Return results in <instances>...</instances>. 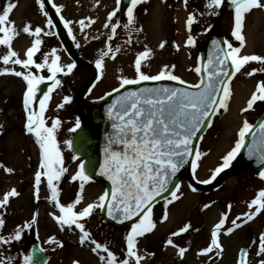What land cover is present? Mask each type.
Listing matches in <instances>:
<instances>
[{"label": "snow or ice", "instance_id": "1", "mask_svg": "<svg viewBox=\"0 0 264 264\" xmlns=\"http://www.w3.org/2000/svg\"><path fill=\"white\" fill-rule=\"evenodd\" d=\"M51 2V0H49ZM145 0H128L126 6L127 22L123 28L129 32L135 31L136 18L134 10ZM41 13L46 17V25L49 29L56 27L53 18L45 10L44 0H37ZM122 0H116V8L109 12L107 21L103 27L110 29L107 36L111 41L121 24L119 20L113 22V18L120 11ZM187 5L188 0H184ZM223 0H206L204 8L209 15H217V9L221 7ZM234 9V27L231 36L239 42V46L225 39L223 46L219 40H213L214 52L209 55L208 63L193 69L197 74L207 73L206 78L202 77L197 84L190 85L189 88L182 87H140L137 90L126 91L118 96L107 112L112 120L113 133L108 136L107 144L104 148V161L100 165L99 175L105 176L111 182V189L104 190L93 202L84 203L85 185L90 182L91 177L86 174L84 164L79 165L75 174L71 175L72 182H78V190L73 200L62 203L60 182L64 179L68 169L64 166V158L58 147L56 132L61 125V121L53 119L49 126L45 118V113L51 100V93L61 86V80L57 78L58 73L67 76L76 68V63L71 62L66 65L61 63V57L57 54V49L52 48L50 52L43 53L42 61L37 62L36 54L41 51L43 43L41 36L55 35L52 31H45L36 26L34 30L30 24L22 28V32L34 37L31 46L27 47L23 58L13 50L12 43L14 37L21 31L10 20V13L17 6L9 0L6 6L0 9V46H5V51L0 53V61L8 66L0 69V75L11 74L22 78L26 83V90L23 93V109L25 112L24 129L26 134L34 137V142L39 147V164L33 177V197L35 200L40 198L41 185H46L49 192L46 199L58 211L49 213L53 221L59 226L61 231L78 230V242L81 246L90 245V251L97 254L102 264H141L144 259L138 254L140 238L151 234L157 228L153 218V207L158 202L157 198L162 197L164 210L160 223L169 219L168 206L181 198V185L174 183L173 178L186 165H191L193 178L196 177L197 168L202 153L193 145L194 139L202 131V126L211 127V116L218 113L221 109L228 110V102L232 95L230 80L240 73L250 62L259 64L258 68H253L246 75L254 76L257 72L264 73V56L256 54H243L245 47V36L243 28L246 16L252 10H264V0H230ZM52 8L59 15L60 22L67 30V35L73 41L76 37L71 27L72 21L60 15L63 6L52 3ZM203 15V13H201ZM196 13H189L186 18V29L188 31L186 46L194 47L196 39L191 34L192 26L196 23ZM81 31L94 24L95 21L85 19L78 21ZM210 27V26H209ZM99 39V37H93ZM130 42V39H129ZM165 43L161 42L159 47L164 48ZM76 47H80L79 43ZM177 48L179 46H176ZM120 48L115 50L106 44V50H101L99 58L95 61V68L100 75L103 74L104 61L111 56L115 59ZM152 56V50L145 46V50L138 52L134 60L135 78L125 76L119 77V91L127 85H140L142 82H158L163 80L178 81L185 84L179 76L173 74L175 65H163L157 74L146 73L143 68L147 67V61ZM20 66L22 70H15L14 66ZM47 70L50 75L34 74L32 69ZM100 76L97 77L99 79ZM51 81L50 86L43 92L38 99V86ZM108 95H111L109 93ZM38 99V107H35ZM72 100L71 96H64L63 103L58 108H63L65 104ZM264 103V80L256 83L254 91L246 102V107L242 112H247L254 108L257 103ZM2 127V126H0ZM80 127V119L77 118L75 131ZM254 125L247 119L242 121L237 133L234 147L231 148L223 157L222 163L211 172V179L201 180L200 183L209 184L212 180L229 168L235 160L242 147L245 145V138L252 132ZM260 132V143L264 144V122L258 125ZM71 147V141H65ZM254 145H249V154H253ZM189 157H193L191 160ZM75 159V157H74ZM260 160L264 162V151L260 154ZM0 169L6 173H13L14 169L0 163ZM259 176L264 180V171L259 172ZM172 184L175 190H170ZM189 188L196 192V188L191 184ZM169 193V195H164ZM20 196L19 191L12 187L0 194V209L6 208L11 198ZM205 204L204 208H209ZM249 211L231 219V226L226 227L229 221L231 204L227 206L228 211L221 213L217 223L210 231V242L200 250L199 255L210 256L215 253L217 256L223 251L221 244V234L231 235L248 222L252 221L257 215L264 212V189L256 194L247 205ZM105 210L107 216L112 220L124 223L132 221L129 230L123 237L125 244V257L120 259L107 244L98 242L91 231L86 228L85 221L97 210ZM38 213H34L28 221L17 226L8 236L0 235V244H9L12 241H20L26 229H31L37 223ZM135 218V219H134ZM5 227V219L0 215V229ZM192 228L190 223H185L177 230L172 231L165 241V246L178 249V255L183 257L188 251L186 247H181L174 242V238L189 232ZM258 247L255 256L258 258L257 264H264V232L258 236ZM49 243L63 244L55 237L49 238ZM257 240H253L256 244ZM43 251V249H40ZM103 252L104 255H99ZM250 249L242 248L239 252L237 264H251L249 261ZM10 259V258H9ZM0 264H8L7 261L0 259ZM23 264H32V256L25 255ZM79 264V261H73Z\"/></svg>", "mask_w": 264, "mask_h": 264}, {"label": "rangeland", "instance_id": "2", "mask_svg": "<svg viewBox=\"0 0 264 264\" xmlns=\"http://www.w3.org/2000/svg\"><path fill=\"white\" fill-rule=\"evenodd\" d=\"M96 1L98 2V0ZM103 1L105 4L102 10L96 7V9L91 11L88 8L91 0H56L58 6H63L60 15L73 22L71 27L76 37L75 41L67 35V30L62 23L61 26L80 59L95 65L101 50H106V44H110L113 50L117 47L120 48V52L116 54L115 59H112L111 56L105 58L103 74L99 75L100 78L96 80L93 87L83 98L81 111L87 119H91L94 104L104 97L110 89L119 84V77L135 78V56L138 52L144 51L145 46L152 50V56L147 61L148 66L143 68L146 73L155 75L163 65H175L173 74L179 76L188 84H196L199 81L200 74H197L193 69L199 64L207 36L212 30L217 28L225 39L233 43V46H239V42L235 41L234 37L231 36L234 26V11L227 10L223 12L221 5L216 10L217 15H209L204 8L206 0H188L187 5H185L184 0H145L134 10L136 18L134 27L136 30L132 32L123 28V24L127 22L126 7L120 5V11L113 18V22L119 20L121 27L117 29L114 38L108 41L107 36L110 34V29H105L103 25L107 21L108 13L116 8V0ZM8 2L9 0H0V9L6 6ZM12 2L17 6L10 13V20L21 30L14 37L12 47L13 50L20 54L21 58H23L24 52L27 47L31 46L34 39V37L22 32L23 26L30 24L33 30L34 27L39 26L45 31L55 33V35L48 36L42 34L41 51L35 57L37 62H41L43 53L50 52L52 48L57 49V54L60 55L63 65L74 62L64 49L55 28L49 29L47 27L46 17L41 13L37 0H12ZM23 2L24 7L22 6L23 9H21L20 6ZM258 10L264 17V10ZM193 12L196 13L197 22L193 24L191 34L196 39V44L194 47H187L185 43L188 35L186 18L189 13ZM254 13L255 11L246 16V25L248 23L252 25L256 22L255 18H253ZM181 18H184L183 22ZM81 19H85L86 23L91 19L95 23L81 31L78 23ZM243 35L245 36V47L242 49V53L249 54V51L245 52L248 43L247 31H243ZM93 37H99V39H94ZM161 42L165 43L162 49L159 47ZM77 43H79L80 47H76ZM176 46L179 47L177 48ZM4 51L5 46H0V53ZM253 53L256 55L263 53L262 56H264V45L260 48H255ZM252 65L253 62H250L245 69L230 80L232 95L228 102V110L224 111L221 109L216 113L211 119V127H207L199 139L197 149L202 153V156L194 178L196 181L211 178V172L222 163V157L234 147L242 121L247 119L249 123L254 125L262 114L264 103L259 102L254 105L252 110L241 111L242 108L246 107V102L250 98L252 91H254L256 83L264 80V73L257 72L254 76L246 75ZM4 67L8 66L3 65L2 61H0V69ZM14 67L17 71L22 70L18 65ZM32 71L34 74L45 77L50 75L46 69L36 70L33 68ZM92 73L91 69L76 65L73 72L67 75L66 79L61 82V86L53 92L45 113L49 126L53 119L58 118L61 121L56 137L58 147L64 158V166L68 169V173L60 182L61 196L66 198V202L74 199L73 195H75V190L78 188L75 183H72L70 177L78 170L79 165L81 163L84 164L86 161L84 157L77 155L72 148L75 133L84 126L83 121L74 109V104L77 102L79 90L92 77ZM237 81H243L245 85L242 86L240 84V87H238ZM238 88L244 89L242 90L244 92L242 102L238 105L241 115L237 117L236 121H233L229 118V114L233 110L232 108L236 106L235 96L238 93ZM24 91L25 82L22 78L11 74L0 75V126H2L0 127V163L14 169L11 174L0 169V194L12 187H15L20 193L19 197L10 199L6 208L0 209V215L5 219V227L0 229V235L8 236L17 226L28 221L34 213H38L37 223L33 227L40 228V234L45 239L57 237L66 241V247L58 249L55 254L60 255L64 250H68L64 258L70 256L66 260L63 257L59 260L53 259L51 264H69V260L76 256L82 257L84 262L88 261V264L89 261L95 264L98 260L89 253L90 246L87 248V253L86 249L77 244L76 237L69 239L71 238L69 234L61 232L55 227L49 215V213L55 212V208L46 199L47 192L44 184L40 189L39 200L37 201L33 197V175L38 168L39 160L33 139L23 131L22 98ZM66 95L71 96L72 100L65 104L63 108H58V105L63 103V97ZM77 118L80 119V127L74 132L70 131V129L75 128ZM65 141H71V147ZM221 151L223 152L221 153ZM242 166H244V161L239 152L229 168L222 173L229 175L234 168H240V170L236 174L229 175L221 182L219 181L215 186L200 188L192 185L186 179L181 181V198L168 206V214L174 228L180 227V225L183 226L185 223L192 225L189 232L177 237L178 240H183L189 251V257L185 258L189 259L188 264H237L238 252L242 246H247L250 249L249 261L251 264H257L258 258L255 256V251L258 247L257 238L261 232H264V213L234 235L225 236L222 233L220 240L223 251L218 256L215 253L210 257H195L193 255L195 250L199 249L198 247L201 246V243H203L201 246L203 249L207 246L206 243L210 242V231L215 223L218 222L221 213L228 211L227 206L229 204H231V210L226 227L231 225V219L249 211L247 205L258 191L264 188V180L259 176V172L264 171V169L253 171L247 167L241 169ZM222 173L218 176L221 177ZM97 184L100 185L99 183ZM190 184L197 189L196 192L190 190ZM90 197L91 199L87 203L95 201L98 194L90 192ZM181 201L183 203L186 201V214L177 218L182 208L185 207L178 205ZM205 204H209L210 207L205 209ZM163 210L164 201L161 200L153 208V216H158L155 218L157 223L158 220L156 219L161 220ZM85 224L88 230L93 231L88 221H85ZM129 227L130 225L125 226L124 229L116 228L114 238L117 241L121 239L120 244L110 241V247L114 249L113 252L118 248V252L116 251L115 255H118L120 259L126 258L123 237ZM165 229L167 232L170 231L167 228V223L163 225L162 231H159L156 236L154 234L152 238H140L139 243L143 246L148 244V242L154 244L153 251L157 253L158 257L154 260V263L152 262L153 264H181V259L175 253V250L167 248L170 250L163 251V248H160V243L163 242L164 238L163 230ZM29 230L26 229L24 231L20 241L11 242L15 250L19 251L16 258L17 262L14 264H23V257L27 255L24 246L28 241ZM118 236L120 239L117 238ZM253 240H257V243L253 244ZM9 244H0V259L11 264L12 261L9 260V254L10 252L13 254L14 249ZM165 252L168 254L165 255ZM87 255L91 259L86 257ZM192 258L195 259L194 262H190Z\"/></svg>", "mask_w": 264, "mask_h": 264}, {"label": "water", "instance_id": "3", "mask_svg": "<svg viewBox=\"0 0 264 264\" xmlns=\"http://www.w3.org/2000/svg\"><path fill=\"white\" fill-rule=\"evenodd\" d=\"M128 2V0H125ZM225 7H229L227 2L225 1ZM218 35L212 34L208 40V45L206 47L205 51V58H207L208 53L210 51V47L212 45V41L217 39ZM204 73V72H203ZM90 83L87 84V86ZM160 84L158 82L155 83H141L140 85H127L124 88H120L119 91H114L109 95L107 98L104 100L100 101L97 105H95L94 110H93V123L91 126L87 127L86 129H83L79 131L74 140V149L77 153H81L85 155L88 158V161L85 166V170L88 174L97 177L98 179L103 180L109 190L111 189V182L107 180L105 176L99 175L100 172V165L104 161V148L107 144V139L110 134L113 133L112 129V120L109 119L108 117V112L107 109L109 105L112 104V102L121 94H123L126 91H132V90H137L140 87H154V86H159ZM164 85V84H162ZM172 86V85H171ZM169 87V86H166ZM174 87V86H172ZM45 88H43L42 91H44ZM86 89V87L80 92L79 94V103L81 102L82 96H83V91ZM42 93V92H41ZM78 108V106H76ZM82 116V115H81ZM82 118L87 122V120L82 116ZM264 122V113L259 121V123ZM206 125L202 126V130L204 129ZM257 130L259 128H255L252 133V140H250L245 148H244V156L245 159L248 161V163L254 167H262L264 165V162L260 160V154L261 151H264V144H260L257 147H254L253 149V154H249V145H254L257 143H254V137L255 140L259 139L260 137L258 136ZM201 133V131L198 133ZM198 138V137H197ZM196 139L193 141V145L195 146ZM260 149L258 152L256 150ZM191 160V157H189ZM189 164H186L173 178V182L176 183L179 179V177L183 174L186 173L187 167ZM170 190L173 188V185H169ZM166 194V193H165ZM161 198V197H158ZM157 198V199H158ZM105 214L106 217V209H105ZM110 218V217H108ZM135 219V218H134ZM118 222V221H117ZM128 222V221H125ZM32 264H43L44 262V254L42 251H40V248L35 246L32 249Z\"/></svg>", "mask_w": 264, "mask_h": 264}, {"label": "bare ground", "instance_id": "4", "mask_svg": "<svg viewBox=\"0 0 264 264\" xmlns=\"http://www.w3.org/2000/svg\"><path fill=\"white\" fill-rule=\"evenodd\" d=\"M91 3H92V7H93V9L97 6V5H99V6H97V7H99V9L100 10H102L104 7V1L102 0V1H99V3L97 2H95L94 0H91ZM24 5V2L22 3V5L20 6L21 7V9H23V6ZM23 6V7H22ZM2 9V8H1ZM255 11V13L253 14V18H255V21L256 22H254L252 25H251V23L249 24H247L246 26L244 25V28H243V31L244 32H246L247 31V47H246V50H245V52L247 51H249V54H254L253 53V51H254V49L255 48H260L261 46H263L264 45V35H263V32H264V17H262L263 15L259 12V10L258 9H255V10H252L251 11V13L252 12H254ZM158 17V16H157ZM183 19L184 18H181V21L183 22ZM248 22V21H247ZM160 23V22H159ZM159 26V25H158ZM155 27H156V25H155ZM154 27V28H155ZM156 29L158 30V28L156 27ZM260 55H263V53H261ZM253 68H258V64H256L255 62H253V65H252V67H251V69L250 70H248V71H251ZM237 84H239V86L238 87H240V84L243 86V85H245V83L242 81H237ZM242 90H244V89H242V88H238L237 89V91H238V93L236 94V96H235V101H237V103H236V106H234L232 109V111H231V113L229 114V118L231 119V120H233V121H236L237 120V117H239V115H241L240 113V110H239V107H238V105H239V103H241L242 102V97H243V94H244V92L242 91ZM229 119V120H230ZM230 134V133H229ZM228 141V140H227ZM219 150V149H218ZM223 151H221V153H222ZM216 158H217V156H216ZM226 175V173H222V176H225ZM178 205H183V206H185V207H183L182 208V210H181V212L179 213V215L177 216V218L178 217H181L183 214H186V210H185V208H186V201L183 203L182 201L178 204ZM264 212H262L260 215H259V217L263 214ZM258 218V217H257ZM245 227V226H244ZM242 229V228H241ZM241 229H238V230H236V231H234L233 233H232V235H234V234H236L239 230H241ZM139 255H141V256H143L144 257V259L141 261V264H146V262H147V260H149L148 258H147V255H149L147 252H145L144 251V249L140 252V254Z\"/></svg>", "mask_w": 264, "mask_h": 264}]
</instances>
